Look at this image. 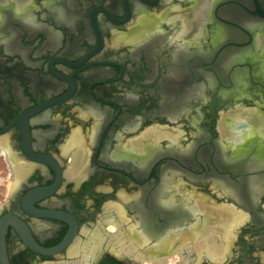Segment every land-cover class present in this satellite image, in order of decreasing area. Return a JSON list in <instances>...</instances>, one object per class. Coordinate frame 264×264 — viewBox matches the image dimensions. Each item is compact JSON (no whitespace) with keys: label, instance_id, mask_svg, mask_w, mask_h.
Returning a JSON list of instances; mask_svg holds the SVG:
<instances>
[{"label":"flooded vegetation","instance_id":"obj_1","mask_svg":"<svg viewBox=\"0 0 264 264\" xmlns=\"http://www.w3.org/2000/svg\"><path fill=\"white\" fill-rule=\"evenodd\" d=\"M32 4L26 27L0 1V264H264V151L234 156L220 129L239 110L264 118L247 56L264 0H215L199 36L197 0ZM186 196L236 225L205 232ZM202 239L211 256L191 249Z\"/></svg>","mask_w":264,"mask_h":264},{"label":"bare ground","instance_id":"obj_2","mask_svg":"<svg viewBox=\"0 0 264 264\" xmlns=\"http://www.w3.org/2000/svg\"><path fill=\"white\" fill-rule=\"evenodd\" d=\"M0 1H2V2L4 1V3L6 1L7 8L10 10V13H12V15L20 18L22 24H24L26 27H28L29 24H32L33 23V19H32L33 18L32 17V10H34L33 9L34 6L32 4V1L33 0H0ZM60 1L61 0H44V4L47 5V6H51V7L57 8V10L59 12V15H61V9H59L60 8L59 7ZM214 1L215 0H197V11L195 13V19H196V22H197V28H196V30H197V35L198 36L203 31H205V30H203V27H204L205 23L207 21H209L210 9H211V6H212V4H213ZM145 22H147V21L145 20ZM153 23H150V24H153ZM194 26H195V24H194ZM151 30H152V28H151ZM139 32L141 33V30L140 31H137L136 33H139ZM205 33H206V31H205ZM262 35L261 36L260 35L257 36V39H256L257 40L256 47H255V49L248 51L247 52V56L250 59L256 60L258 62V65L256 66L257 68L254 69L255 70V75L256 76H259V77H262L264 79V35L263 36ZM220 38H222V33H221L220 30H217V32H216V34L214 36V40L216 41V40H219ZM247 88H248V84L246 83L245 77L244 78L240 77L238 79V81H237V88H236L235 91H233L232 97H234V98L241 97L243 94L246 93ZM220 129H221L222 138L225 139L226 141L230 142V145L232 146L231 147V150L234 153V156H238V155L240 156L244 152H253L254 157L256 159L257 158H260L262 152L264 151V141H263V139H264L263 138L264 137V118L261 117L255 109H252V110H239V111H236V112L229 113L228 115L227 114L224 115L222 117V119H221V128ZM150 136H151V139L155 143L162 136H166V134H162V133L160 134L158 132H153ZM167 137H168V134H167ZM257 137L258 138L259 137H262L263 138V139L260 138L261 139V141H259L260 143L259 142H254V143H252L250 145H246L244 147L241 145L244 140H246L248 138H251V139L252 138H256L257 139ZM169 138H170V136H169ZM174 138H175V135H174L173 139ZM170 139H172V138H170ZM155 146L156 145L153 144V149L155 148ZM135 156H136V158L138 160L144 158L143 157V154L141 152H139L138 154H135ZM12 164H13V167H14L13 172H14V175L16 177H19L20 175H22L25 172V169H26L25 166L20 165V164L18 165L14 161L12 162ZM170 184H171V181H169V180L168 181H165V186L169 187ZM214 187H216V186H214ZM253 190L255 192H258L259 188L257 186H254ZM193 194H195V193H193ZM184 198H185L184 199L185 200V203L187 204V201L190 199V197L186 196ZM189 203H190V201H189ZM189 205L187 204L186 210L183 208L186 211V215H187L186 217L188 218L189 216L193 217L195 215L203 214L204 215V230H205V232H208V230H213V229L214 230L215 229H218L219 231L221 229H224V231H225V227H227V228L231 227L232 228L237 223L238 217L236 215H238V214L235 215V213H234L235 211H234L233 208H232L233 209V213H232V211H231V213L220 212V211H218V208L217 207H216L217 210L211 208L209 205L206 204V202L204 201V199L198 198V197L195 200L194 205H192V206H189ZM184 218H185V216H184ZM187 218H186V220H187ZM240 219H241V217H240ZM196 225H197V223L195 225H193V226L196 227ZM193 226L191 228H188L185 231V233H186L185 235L186 236H187V234H189L190 231L191 232H194L195 231V228ZM134 231H135V228H134ZM181 232H183V231H180V233ZM221 233H223V231ZM230 234H232V233H230ZM175 236H177V235H175ZM196 236H197V234H196ZM171 238H173V237H171ZM158 241H160V240H158ZM188 241H189V239H188ZM171 242H172L171 239H169V241H166L165 243H162L159 246H156V247H153L152 246L153 249H149L148 252L151 253V254L156 255V254H158L161 251H168L172 247ZM179 246H177V247H179ZM188 246H190V245H188ZM184 247H185V245H184ZM186 249H188L189 251L192 249V250L196 251L198 254L206 253L208 256H211V254H214V252L216 251V249L214 251V246L211 245L210 241H208L207 239H202L199 243L194 244V246H192L191 249L189 247L186 248Z\"/></svg>","mask_w":264,"mask_h":264},{"label":"water","instance_id":"obj_3","mask_svg":"<svg viewBox=\"0 0 264 264\" xmlns=\"http://www.w3.org/2000/svg\"><path fill=\"white\" fill-rule=\"evenodd\" d=\"M21 226H23V225L21 224Z\"/></svg>","mask_w":264,"mask_h":264}]
</instances>
